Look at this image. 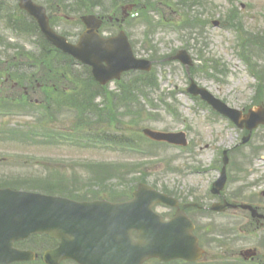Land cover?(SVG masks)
I'll use <instances>...</instances> for the list:
<instances>
[{
    "label": "rangeland",
    "instance_id": "rangeland-1",
    "mask_svg": "<svg viewBox=\"0 0 264 264\" xmlns=\"http://www.w3.org/2000/svg\"><path fill=\"white\" fill-rule=\"evenodd\" d=\"M10 1L13 5L16 4V0ZM37 1L40 4L46 3V0ZM54 1L55 9L52 11V14L57 18V31L61 33L68 31L71 36L76 37L79 32V25L77 23L78 17L72 15L71 12L59 7L58 0ZM242 5H244V8H241L244 35L247 38H251L252 35L257 33L264 34V0H209V3L202 8V11L204 13H207V15L215 12V16L217 17L214 18V20H224V14L232 6L240 7ZM12 12L13 9H10V14ZM185 13H187V11H185L184 14ZM19 15L21 16V14ZM6 16H9L8 11L3 12L0 16V41H2V36H4V38H6L7 36L11 39H6V42L2 41L3 43L13 44L15 42L17 44L26 45L30 48L33 43L30 41L31 36L29 37L28 35H31L32 33L30 31L22 32L19 30H14L11 28V26V30L7 29L9 27V24L5 21ZM134 30L137 34V40L135 41V43L137 44V49L139 47L138 55L141 57L146 56L147 52L143 48V45H139L140 40L142 39L141 35L143 33V28L138 26L135 27ZM170 30L171 31L158 32L153 39L157 44L160 55L172 53L177 48H183V46L186 45L187 39L185 38V34H183L182 32L173 31L172 29ZM20 34H22L23 37ZM204 35L205 42L208 45L205 51L206 58H213L217 61H221L222 65L220 66H223L227 70L228 76L226 77V83H218L217 81H213L212 79L208 78L206 74H199L195 77L202 86L210 89L214 94L224 96L228 100L229 105H241L242 100L240 98L244 96L245 98L243 99V102L249 104L253 99L252 93L253 91H255V88L253 87V84H255V80L249 77L247 73H244L247 69L246 65L243 62H240L237 57L236 48L237 42L239 40V34L232 29L223 27L222 25H220L218 28L211 25L207 26L206 33ZM199 42L200 47H202V43L204 42V40L201 38ZM191 44H194L193 40L191 41ZM0 54H4V50L2 47H0ZM198 63L200 62L197 60L196 64ZM235 65L239 66L234 69ZM156 67L161 87L164 92L174 91L175 88H178V103L180 104L184 119H188L187 123L190 124L189 118L183 110L184 108L191 105V99L184 94V90L187 84V77L183 68L179 64L160 65ZM236 70H238V73H235ZM0 75L4 76V74ZM10 86L11 84H0V98L4 99L6 97H9L13 92L18 91L11 90L9 88ZM249 86H251L253 90L250 89ZM30 96L32 97V99L36 97V95L34 94H31ZM152 98L157 99L155 95ZM22 103L24 102L22 101ZM10 105L12 109L19 115H23L24 113H27L28 115L31 114L30 109L26 105L17 104L15 102L10 103ZM158 107L160 108V105ZM147 109V114H150L153 107L148 105ZM155 114L160 117V112ZM161 114L162 116L158 125L154 124V122L147 121L146 123H143L141 125V129L145 126H150L152 128L160 129L163 131H177L181 129L187 130V127H189L188 124L183 125L182 120H174L172 117L165 113ZM191 115L193 116V114ZM79 116V111L75 110L73 112H68V115L63 118L62 123L56 126L50 125L51 129L56 132V135L58 137H62L59 141L60 148H54L53 146V149H50L49 146L43 145L45 141H36L43 139L42 137H39L37 134L33 133V131H37V126L33 124L34 121L37 120V118H29L27 122L24 117H17L10 111H7L5 117L4 114L0 115V130L4 131L6 129H14L15 131L21 132L13 133L11 131H4L3 137L0 138V173H21L24 177L33 179L39 173L40 175H43L47 168L45 167L42 171L43 168L40 164L42 160L55 158L56 160L71 161L69 162V164H71L72 162H74L75 164L80 160L91 159L103 161L121 157L119 153L113 152L108 149H83L82 147H87V143L76 142L75 137L77 134L71 131L72 122H75L76 120L81 118ZM224 127L225 122H219L217 126L219 131H221ZM92 133L93 130L90 128H84L81 132L84 137L88 138L91 137ZM201 133L205 135V139L204 141H200L198 143L199 147L196 156L198 160H200L204 164H208L212 156L217 153L218 145L220 147L232 145L233 140L237 138V135H229L227 137H223L220 141H218L213 137L212 129H209L208 125L201 126L199 130L191 131V137H194L196 139V135ZM225 133L227 134V131ZM65 135H67L68 139L71 140L68 143L66 141ZM209 141H212L213 146L210 150L203 151V147H206ZM33 142H38L41 145H35ZM199 149L202 151H199ZM182 152L183 151L178 149L163 148L161 153L159 152L158 154L159 156L161 154L163 158H170L172 156H175V158H178V162H180L181 164L191 163L192 160L190 159V155H183L181 154ZM153 162L156 163V165H154L153 169L148 168V170H156L160 166V163H158L157 161ZM48 165L50 167L52 165H55V163L50 162ZM159 173L160 172H156L152 175H158ZM213 174L214 171H210L203 174L202 177L208 180V177L212 176ZM151 179L154 180L153 177ZM204 186H206V184ZM232 218L239 219L238 216L229 217V219Z\"/></svg>",
    "mask_w": 264,
    "mask_h": 264
},
{
    "label": "water",
    "instance_id": "water-1",
    "mask_svg": "<svg viewBox=\"0 0 264 264\" xmlns=\"http://www.w3.org/2000/svg\"><path fill=\"white\" fill-rule=\"evenodd\" d=\"M1 196L2 194H0V200ZM19 203L26 215L8 216L6 218L13 226L19 224V227H16L11 233V241L19 238L17 234L22 233L23 226L30 221L31 226L27 228L28 230L51 233L56 237H60L69 245L72 244V239L75 238L73 241L78 244V239L82 236V228L86 223L85 220L78 219V213L82 210L81 207L66 200L45 199L36 195H21L19 196ZM67 211L71 214H67ZM72 213L74 218L70 221L68 219L72 216ZM5 226L8 228L7 225ZM119 228L118 225L117 232H119Z\"/></svg>",
    "mask_w": 264,
    "mask_h": 264
}]
</instances>
